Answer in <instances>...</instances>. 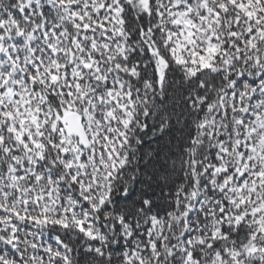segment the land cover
<instances>
[{
  "label": "snow or ice",
  "instance_id": "obj_1",
  "mask_svg": "<svg viewBox=\"0 0 264 264\" xmlns=\"http://www.w3.org/2000/svg\"><path fill=\"white\" fill-rule=\"evenodd\" d=\"M0 264H264V0H0Z\"/></svg>",
  "mask_w": 264,
  "mask_h": 264
}]
</instances>
